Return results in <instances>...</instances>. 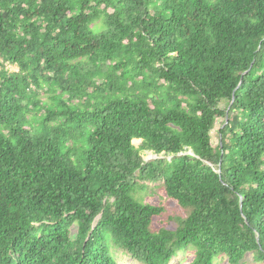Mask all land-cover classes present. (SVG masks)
<instances>
[{"label": "trees", "instance_id": "trees-1", "mask_svg": "<svg viewBox=\"0 0 264 264\" xmlns=\"http://www.w3.org/2000/svg\"><path fill=\"white\" fill-rule=\"evenodd\" d=\"M149 182L175 228L152 229ZM113 246L264 264V0H0V264Z\"/></svg>", "mask_w": 264, "mask_h": 264}, {"label": "rangeland", "instance_id": "rangeland-1", "mask_svg": "<svg viewBox=\"0 0 264 264\" xmlns=\"http://www.w3.org/2000/svg\"><path fill=\"white\" fill-rule=\"evenodd\" d=\"M8 67L11 70H18V67L16 65H8ZM44 97L46 96L44 95ZM39 120L40 118H38L36 122H38ZM222 121H224V119L219 118L212 131V141L214 144H217L220 140L219 128L221 127ZM133 142L135 146H138L141 144V139H134ZM141 154L145 160H151L158 157L155 156L156 154H154L150 150H144L141 152ZM160 184L161 182H149L150 187L145 188L143 190H139L136 193L135 198L143 202H149L155 205L162 206L164 208V212L153 219L152 229L156 230L160 227L175 228L177 226L176 218L185 217L188 214V211L182 208L179 204H177L176 201L167 197L164 188ZM75 230L76 228H74V232ZM194 251L195 250L190 246L180 250L177 256H175L172 260L171 264H182L183 262L191 259L193 256H195V254L193 255ZM112 252L116 257L118 264H143L138 260L134 259L129 253L116 246H113ZM213 264H228L227 256H217ZM244 264L262 263L254 258L253 252H248L244 258Z\"/></svg>", "mask_w": 264, "mask_h": 264}, {"label": "water", "instance_id": "water-1", "mask_svg": "<svg viewBox=\"0 0 264 264\" xmlns=\"http://www.w3.org/2000/svg\"><path fill=\"white\" fill-rule=\"evenodd\" d=\"M155 156H157V155H155ZM218 171H219V172L221 171V164H220V166H219ZM95 224H96V221H95L94 225H95Z\"/></svg>", "mask_w": 264, "mask_h": 264}]
</instances>
